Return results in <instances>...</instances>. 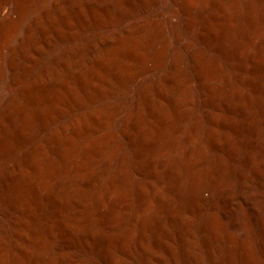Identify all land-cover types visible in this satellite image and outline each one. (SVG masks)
Here are the masks:
<instances>
[{
    "label": "bare ground",
    "instance_id": "obj_1",
    "mask_svg": "<svg viewBox=\"0 0 264 264\" xmlns=\"http://www.w3.org/2000/svg\"><path fill=\"white\" fill-rule=\"evenodd\" d=\"M35 1L0 0V48ZM155 1H43L3 46L0 264L264 258V0Z\"/></svg>",
    "mask_w": 264,
    "mask_h": 264
},
{
    "label": "rangeland",
    "instance_id": "obj_2",
    "mask_svg": "<svg viewBox=\"0 0 264 264\" xmlns=\"http://www.w3.org/2000/svg\"><path fill=\"white\" fill-rule=\"evenodd\" d=\"M43 1H48V0H36L35 2H34V4H33V6L29 9V11L27 12V14H23V15H21V17L19 18V21H18V19L17 20H13V22L15 23H13L12 21H11V23H9L10 21H7V28L4 30V31H2V35H1V41H2V47L3 46H7V42L8 41H12V42H14V37L17 35V34H21V33H23L22 31H23V24L26 22V20L28 19V17H29V15H30V13L34 10V13H36L38 10V8H39V6H40V3L41 2H43ZM82 4L84 5V1H82ZM128 4H125L124 2H123V0H120V6L122 7V6H125V9L126 10H131L130 9V7L129 6H127ZM175 5V6H174ZM196 5L198 6V7H202L203 8V6L202 5H200V4H197L196 3ZM147 12L148 13H150V12H153V11H159L161 14H163L165 17H168V19L170 20V21H175V20H177V19H179V9H178V6L176 5V4H174V3H172L171 2V0H157V1H155V2H153L152 4H149L148 6H147ZM114 9H116V6H114ZM7 16L9 15V13H7L6 14ZM16 21H18L17 23H16ZM169 21V23H168V26L170 27V25H172V23ZM241 21L240 20H238V19H232L231 21H230V23H233V24H239ZM202 23V20L200 19V18H196V19H194L192 22H191V25H193V26H198V25H200ZM13 26L14 25V27L13 28H15V30L12 28V27H8V26ZM16 26V27H15ZM11 30V32H10V30ZM12 28V29H11ZM87 35V32L86 33H83V35H81V37L83 36V37H85ZM13 37V38H12ZM187 37V36H186ZM3 38V39H2ZM5 42V43H4ZM10 42H8V44L10 43ZM58 45H60V43H57ZM62 46H64V45H62ZM0 48V54H1V56H0V96H4L7 92H10L11 91V87L9 88V86H11V84H10V76L12 75L11 73H13V70L11 69V67H9L8 66V61H9V53L10 52H8L7 53V51H6V48ZM2 52V53H1ZM18 58H20V59H18ZM4 60V61H3ZM16 61H17V65H18V67L23 63V59H22V56L20 55V56H18L17 57V59H16ZM2 64V65H1ZM7 64V65H6ZM5 65V66H4ZM11 70V71H10ZM11 74V75H10ZM2 84H3V86H2ZM7 85V86H6ZM4 89V90H3ZM2 91V92H1ZM15 136H11L10 137V139H9V145L11 146V148L10 149H8L7 151H9L11 154L13 153V154H15V153H17V152H20L21 151V149H22V142L20 141V139H17V137H15ZM14 138V139H13ZM16 139V140H15ZM12 140H14V142L12 141ZM19 140V141H18ZM12 141V142H11ZM15 141L17 142V145H16V143H15ZM18 143H19V145H18ZM21 143V144H20ZM14 144V145H13ZM17 146V148H16V146ZM13 148V149H12ZM9 153V154H10ZM232 183L231 184H233V182L235 183V180H233V181H231ZM236 185H232L231 186V188L233 189V190H235V192L236 193H240V189L238 188V187H236V188H233V187H235ZM238 191V192H237ZM262 191V190H261ZM238 193V194H239ZM239 197V196H238ZM235 204L237 205V207L238 208H240V209H243V215L242 216H239V223L237 224V229H234V230H230L229 231V235H231V236H234V235H236V234H238V230H239V228H240V230L239 231H242V229H244L245 227H254L253 225H254V221H253V219L250 217V215H249V210H248V206H247V202H244L243 200H242V198H239L237 201H235ZM245 207H246V210H245ZM249 217V218H248ZM211 219H212V221L216 224H222L223 222H226L225 220H224V218H222V217H220L219 215H217V214H214L212 217H211ZM244 220V221H243ZM251 220V221H250ZM247 221V222H246ZM252 223V224H251ZM242 225V226H241ZM248 225V226H247ZM195 233H196V239L198 240V246H200V251H201V255H202V257L204 258L203 260H205L206 261V254H205V251H204V248H203V245H202V243H201V241H200V236H199V234L195 231ZM227 242V243H226ZM223 244V245H222ZM222 244H221V248H223V246L224 245H231V243L230 242H228L227 241V239L225 238V237H223V241H222ZM220 246V245H219ZM199 251V252H200ZM204 253V254H203ZM204 255V256H203ZM207 262V261H206ZM207 264H208V262H207ZM254 264H264V258L263 257H258V260L254 263Z\"/></svg>",
    "mask_w": 264,
    "mask_h": 264
}]
</instances>
